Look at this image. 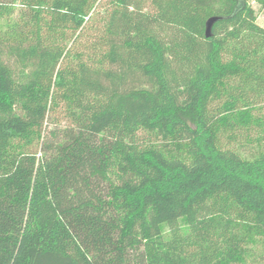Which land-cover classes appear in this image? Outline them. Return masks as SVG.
Here are the masks:
<instances>
[{"label":"trees","instance_id":"16d2710c","mask_svg":"<svg viewBox=\"0 0 264 264\" xmlns=\"http://www.w3.org/2000/svg\"><path fill=\"white\" fill-rule=\"evenodd\" d=\"M101 5L0 0V264L264 261V27L249 0H108L85 60L73 46ZM60 104L71 124L52 141Z\"/></svg>","mask_w":264,"mask_h":264},{"label":"rangeland","instance_id":"374dc122","mask_svg":"<svg viewBox=\"0 0 264 264\" xmlns=\"http://www.w3.org/2000/svg\"><path fill=\"white\" fill-rule=\"evenodd\" d=\"M249 3L251 4V6L253 7V9L255 10L257 14L258 24L264 27V8L260 6V4L258 3V0H249ZM109 7H108V0H102V5L96 9L98 12L97 15L94 16V19L89 23L88 28H86V30L78 37L76 43L73 46L74 47L73 51L84 50V55L82 56V58L85 60H87L86 54L92 53L93 49H95L97 45L98 36L102 33L101 28L105 22V19H106L105 16L107 15L106 11L109 10ZM146 9H150V7L149 8L147 7ZM11 18L14 20L15 19L19 20V5H17L15 13L13 14ZM70 36H71V33L68 31L67 40L65 42V43H68V45L70 44V41L68 40ZM76 62H77V59L75 58L71 62V64L74 66ZM10 64L16 74V77L17 76L19 77L18 75L19 68H20L19 63L13 60L10 62ZM70 124H71V121L67 117L64 106L60 104L55 109L49 111L46 117V120L44 122V134L46 138H48L49 140L55 141L56 138L51 136L50 131L51 130H55V132L61 131V129H64L65 127H70ZM258 250H259L258 252L262 251V249L260 248H258ZM249 264H264V261L259 259V260H254L253 262H250Z\"/></svg>","mask_w":264,"mask_h":264},{"label":"water","instance_id":"95a60500","mask_svg":"<svg viewBox=\"0 0 264 264\" xmlns=\"http://www.w3.org/2000/svg\"><path fill=\"white\" fill-rule=\"evenodd\" d=\"M220 18L221 17L219 16H212L209 19H207L206 24H205V36L206 37H209L211 35V27L213 23Z\"/></svg>","mask_w":264,"mask_h":264}]
</instances>
